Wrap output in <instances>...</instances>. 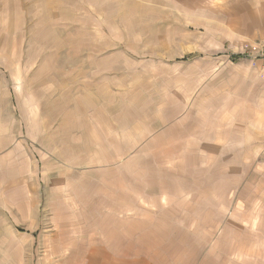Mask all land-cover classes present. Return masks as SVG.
Wrapping results in <instances>:
<instances>
[{"label": "rangeland", "instance_id": "obj_1", "mask_svg": "<svg viewBox=\"0 0 264 264\" xmlns=\"http://www.w3.org/2000/svg\"><path fill=\"white\" fill-rule=\"evenodd\" d=\"M180 3L0 0V264H264V63Z\"/></svg>", "mask_w": 264, "mask_h": 264}, {"label": "crops", "instance_id": "obj_2", "mask_svg": "<svg viewBox=\"0 0 264 264\" xmlns=\"http://www.w3.org/2000/svg\"><path fill=\"white\" fill-rule=\"evenodd\" d=\"M179 5L202 8L203 13L189 11L187 21L213 32L221 42L244 47L264 38V0H181ZM91 260L89 264H95L98 257Z\"/></svg>", "mask_w": 264, "mask_h": 264}, {"label": "built area", "instance_id": "obj_3", "mask_svg": "<svg viewBox=\"0 0 264 264\" xmlns=\"http://www.w3.org/2000/svg\"><path fill=\"white\" fill-rule=\"evenodd\" d=\"M246 52L249 56L263 60L264 63V38L247 46Z\"/></svg>", "mask_w": 264, "mask_h": 264}]
</instances>
